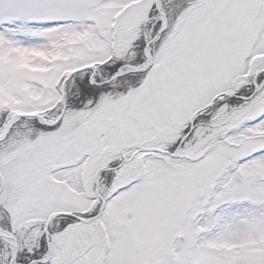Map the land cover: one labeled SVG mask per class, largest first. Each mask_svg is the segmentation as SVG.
<instances>
[{
	"label": "rangeland",
	"instance_id": "374dc122",
	"mask_svg": "<svg viewBox=\"0 0 264 264\" xmlns=\"http://www.w3.org/2000/svg\"><path fill=\"white\" fill-rule=\"evenodd\" d=\"M112 58L117 73L149 74L110 81L100 65ZM86 66L80 78L112 86L67 109L80 72L64 81ZM261 70L264 0H0V163L23 158L44 179L49 217L89 219L97 171L123 156L104 188L99 176L101 217L50 224V264H264V99L191 123ZM142 147L168 152L132 158ZM4 216L0 205V264H20Z\"/></svg>",
	"mask_w": 264,
	"mask_h": 264
},
{
	"label": "trees",
	"instance_id": "16d2710c",
	"mask_svg": "<svg viewBox=\"0 0 264 264\" xmlns=\"http://www.w3.org/2000/svg\"><path fill=\"white\" fill-rule=\"evenodd\" d=\"M140 54H141V50H140ZM139 59L140 56L138 55V59L136 60L139 61ZM119 67H120V62L114 61V59L112 58L107 62H103V64L100 65V70L103 76L107 77L108 79L116 75L117 69ZM149 71L150 70H147L142 74L135 73L133 71L127 72L125 74H122L118 78H123L127 75L137 76V77L141 75L147 76L149 74ZM79 74L82 73L81 72L78 73V75L75 76L76 78L74 79V82L71 84L73 87L70 90L71 94L67 105V109H70L71 107L72 109L73 108L76 109L79 108V106L85 108L89 96L95 94L99 96V94H102L103 92L110 90L112 86L111 84L108 83H105L103 85H93L91 84L89 77H87V74L85 75V77L82 78H80ZM254 76L255 75H244L242 77H239L238 81L236 82V87L233 90V92L236 93L237 96L226 97L224 95H220L219 98H217L216 102L213 104V106L208 107L199 113L200 119L204 118L207 115V113H210L221 106H225L226 110L232 113L234 109L244 108L245 106L249 105L253 100H257L259 98L264 99V95L261 96V94L264 93V71L258 76L256 80V85L259 87L262 86L257 91V93L249 100H247L246 98H240V96L249 97L255 92L256 85L254 82ZM77 95L80 97H78ZM48 131L49 132L55 131V128L50 127V130L48 129ZM193 132L190 134V136H193ZM129 153L131 156L132 152ZM122 160H123V156L118 155L108 165V168L118 166ZM22 162H23V158L18 159L16 157L12 162L13 167L11 168V170L9 169L10 164L8 162L6 163L5 161H3L2 164L0 163V170L3 175L4 184H5V189H3V191L0 193V205L5 215L4 219L6 221L5 225L7 229L11 233H13L15 238L18 240L17 241V245L19 248L17 254L18 262L20 264H30L35 260H40L45 258V254H46L45 251H47V244L45 240L44 228L46 227L47 220L52 212L50 209L47 208L51 207L49 206L50 204H53V207L55 205L53 199L51 201L50 198L44 197L48 191V185L45 183V181H43L44 179L35 181L34 170H33L34 168L33 169L25 168L23 170L24 163ZM116 170L117 169L115 170L105 169V171L102 172L100 177L103 188L104 185L106 184V181L103 185L102 179L114 175ZM43 174L46 173L44 172ZM107 182H109V180H107ZM10 188H13L17 193L15 197L17 198V200L15 201L16 202L15 207H11L9 204L6 203L7 192L8 190H10ZM76 214L87 216V214H83L80 212H76ZM94 215L96 214L95 213L88 214L89 217ZM75 222H78V219L75 217L59 216L53 221L52 231L54 233V231L56 230L59 229L62 230V228H65L66 226L73 224ZM35 227L40 228L39 237L42 240L30 239L31 229L32 228L34 229ZM50 263L51 262L48 261L45 263L38 262L35 264H50Z\"/></svg>",
	"mask_w": 264,
	"mask_h": 264
},
{
	"label": "water",
	"instance_id": "95a60500",
	"mask_svg": "<svg viewBox=\"0 0 264 264\" xmlns=\"http://www.w3.org/2000/svg\"><path fill=\"white\" fill-rule=\"evenodd\" d=\"M149 45H150V43L147 44L146 48H148ZM88 68H89V67L86 66V67H82V68H79V69H76V70L72 71V72L69 74V76L66 78V80L64 81L63 86L66 85V83L71 79L72 76H74V75L77 74L78 72H81V71L86 70V69H88ZM92 68H95V67L92 66ZM134 70H135V71H139L140 68L136 67V68H134ZM263 71H264V70L259 71V72L256 74L254 80H256L257 77H258V76L261 74V72H263ZM121 75H122L121 73H117L116 75H114V76L110 79V81H112V80L118 78V77L121 76ZM110 81H107V82H110ZM105 83H106V82H102V83H100V84L103 85V84H105ZM256 89H257V85H256ZM256 89H255V92H254L252 95H250L249 97H243V96H240V98H246L247 100L251 99V98L255 95V93H256ZM62 91H63V90H62ZM224 96H226V97H235V96H237V95H236V93L231 92V93H225ZM218 97H219V96H217V97L214 99L213 103L215 102V100H216ZM64 98H65V96H64V91H63V99H64ZM213 103H212V104H213ZM63 112H64V111H63ZM199 112H200V111H198V112L195 113V115H194V117H193L191 123H193L194 119L198 116ZM22 115H28V116L41 117V118H42V116L35 115V114H30V115H29V114H22ZM58 121H59V120H57V121L54 122V123H57ZM54 123H53V124H54ZM10 125H11V121L8 122V123L5 125V135L7 134L8 130H9V128H10ZM192 130H193V126L191 127V129H190V131H189V133L187 134L186 137H188V136L190 135V133L192 132ZM2 138H3V137H2ZM184 139H185V138H184ZM184 139L181 141V143L184 141ZM0 140H2V139H0ZM146 151L168 152L167 150H165V149H163V148H160V147H142V148L137 149V150L134 152L132 158H133L137 153H139V152H146ZM122 164H124V163H122ZM122 164L118 165L117 167L108 168L107 170L118 169ZM103 171H105V168H100V169L97 171L96 176H95V185H96V187H97V194H98V195L101 197V199H102V207H101L99 213H98L97 215H95V216L89 218V219H86V218H84V217H82V216H79V215H77V214L74 213V212L58 211V212L53 213V214L48 218L47 223H46V229H45V232H46V238H47V243H48V246H49V250H48V252H49V253H48V259H47V260H35V261L31 262L30 264H35V263H38V262H43V263H45V262H47V261L51 258V255H52V254H51V241H50V236H49L48 227L50 226V224H51V223H52L57 217H59V216H72V217H75V218H77L79 221H82V222L95 221V220H97L99 217H101V215H102L103 212H104L105 205H106V200H105V198H104V197L101 195V193H100V180H99V176H100V174H102ZM13 260H14V259L11 260V264H14V261H13Z\"/></svg>",
	"mask_w": 264,
	"mask_h": 264
}]
</instances>
